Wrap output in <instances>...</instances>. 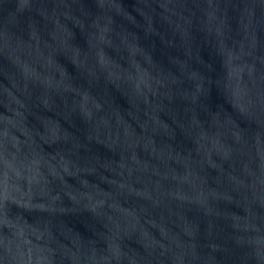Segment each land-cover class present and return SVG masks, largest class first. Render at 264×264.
<instances>
[{
  "label": "water",
  "instance_id": "95a60500",
  "mask_svg": "<svg viewBox=\"0 0 264 264\" xmlns=\"http://www.w3.org/2000/svg\"><path fill=\"white\" fill-rule=\"evenodd\" d=\"M0 264H264V0H0Z\"/></svg>",
  "mask_w": 264,
  "mask_h": 264
}]
</instances>
